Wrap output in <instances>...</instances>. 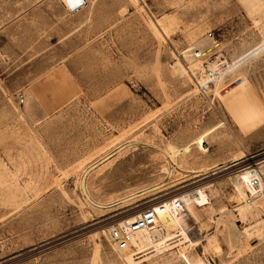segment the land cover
Masks as SVG:
<instances>
[{
    "label": "rangeland",
    "instance_id": "374dc122",
    "mask_svg": "<svg viewBox=\"0 0 264 264\" xmlns=\"http://www.w3.org/2000/svg\"><path fill=\"white\" fill-rule=\"evenodd\" d=\"M208 32L231 64L201 90L202 65L183 52ZM200 136L206 152L194 144L175 163L162 153ZM255 163L264 167V0H85L76 12L63 0H0V264H126L105 228L184 193L194 202L177 216L205 239L142 264H264V212L216 221L247 198L232 178ZM201 166L212 168L185 176ZM86 169L96 201L139 197L93 209ZM159 219L134 248L179 228Z\"/></svg>",
    "mask_w": 264,
    "mask_h": 264
},
{
    "label": "bare ground",
    "instance_id": "6f19581e",
    "mask_svg": "<svg viewBox=\"0 0 264 264\" xmlns=\"http://www.w3.org/2000/svg\"><path fill=\"white\" fill-rule=\"evenodd\" d=\"M63 1H64L65 5L67 6L69 12H76L78 9H80L82 6L85 5V0H63ZM210 43L211 42L209 39H207V37L201 38L200 40H196L193 44H191L189 46V48L187 50H185L183 52L185 60L188 62H191L193 60L191 53H192V49L194 47H197V46L203 47V46L209 45ZM214 43L217 44L216 40L214 41ZM226 64L229 66L231 64V62L226 60ZM171 70H172V73H174V74L176 73V74H179L181 76H183L187 72L186 66L183 63H181L179 60H176L172 64ZM194 144H197L198 147L202 150V152H206L208 145H207L206 141L204 140V137L200 136V137L196 138L194 141L185 145L182 149H178V150H175L173 152H169L168 150H162L163 151L162 153L169 155V157L171 158V161H173L174 163L176 162L178 156L181 157L182 161H185L188 159V155L191 152ZM125 149H126V147H125ZM104 157H105V159L102 161H107L109 158L112 157V155H106ZM169 157H167V158H169ZM195 160L199 161L197 159H195ZM169 162H170V160L168 161V163ZM95 164H96V162H95ZM170 164H172V163H170ZM99 165H101V164H99ZM211 168H207L206 166H201L200 169H196V168L191 167L187 171L184 170L186 172L185 176H187V177L191 176L192 178L197 177V176H200L206 172H209ZM262 171H263V175H264V167H262ZM97 172H99V170H97ZM88 174H89V171L88 170L85 171L84 174L82 175L81 179H80L81 190L85 194L84 197H86L85 200L88 203V205L95 210H98L100 212H104V211L113 209L115 207L121 206V205L127 203L128 201H130L132 199L134 200L135 197L136 198L139 197V196H136V194L133 192V194H130L128 196H122V197H120L116 200L110 201V202L96 201L95 199L92 198V196L88 190V185L86 182V180H87L86 176ZM249 174H250L249 169H244L242 174H238L237 176L235 175L232 178V180L237 185H241V187H243V190H244L243 192H244L246 197H248L250 193H252V194L254 193V188H252L248 182L249 181ZM262 186L264 187V179H263ZM159 187L161 188V185H157V186H153V187H150L147 189H143L140 191L139 195H143V194L145 195L146 193H149L150 191L153 192V190L155 191V189H158ZM138 192H139V190H138ZM175 198H180L184 202V207H187L194 202V196L192 193H184V194H182L178 197H175ZM173 199L174 198L169 199V200H165V201L161 202L160 204L154 205L153 207L156 208V211L158 213L157 220L159 222H160V219H159L160 215L170 214L173 217V221L176 223L177 226H179L177 231L176 232H169L168 230H165L162 232L160 237L156 238L154 241H152L151 243H149L145 246H142L139 248H134L131 245V248H129L128 250L121 251L120 253L123 254V259H124L126 264H142L146 261H150L152 259H155L156 257H158L162 254H165V253H167V252H169V251H171L177 247H180L184 244L191 243V245L193 246L195 244H199L202 240L205 239L203 233L199 229H197V230L195 229L193 231L187 230L181 224V221H180L179 217L177 216L178 210H176L173 207V203H172ZM161 204H164V205H161ZM254 208L259 209L260 212H264V195L257 196L255 198H253V201L251 203L247 201V198H244L242 200V204L240 205V207L238 209L226 208V209L218 212L216 221L217 222L221 221L224 224H227L231 221H235V219H233L232 217L234 216V218H235L237 213L244 215L245 220H252L253 216L255 215L254 214ZM233 211L236 212V214L231 215L233 213ZM138 213L126 216V217L122 218L121 220L117 221L116 223L114 222V223H111L110 225H108L104 230V233L106 234L108 239L110 240V232L113 229V227L120 226V225L125 226L127 223L132 222ZM153 228H154V226L153 227L151 226V227H148L147 229H153ZM227 240L229 243H231L233 239L228 238ZM110 242H111V240H110ZM136 251L139 253H142V254L140 256L136 257ZM218 254H219V252L213 250V253H212L213 256H217Z\"/></svg>",
    "mask_w": 264,
    "mask_h": 264
},
{
    "label": "built area",
    "instance_id": "2783aa9c",
    "mask_svg": "<svg viewBox=\"0 0 264 264\" xmlns=\"http://www.w3.org/2000/svg\"><path fill=\"white\" fill-rule=\"evenodd\" d=\"M205 36L211 43L203 47H194L191 53L194 62H200L202 65V69L197 70L201 80L202 77H206L208 79L206 83L197 80L198 87L201 88V90H205L210 85L215 86V81L227 73L226 69L228 67L221 47H218L219 45L217 46L214 43L216 40L215 34L213 32H208ZM193 75L195 76V74ZM230 165L235 164L230 163L226 166ZM246 168L249 169L250 173L248 181L249 185L254 188V193H250L247 197V201L251 203L253 198L264 195V187L262 186L264 175L262 167L258 163L253 165L250 164L246 166ZM172 203L176 210H184V202L180 198H174ZM157 216L158 213L156 208L153 206H147L140 210L132 222L127 223L125 226L120 225L113 227L110 232V240L116 252H121L131 248L136 233L143 228L154 226L157 222ZM138 253L139 252L136 251V257L142 254Z\"/></svg>",
    "mask_w": 264,
    "mask_h": 264
}]
</instances>
